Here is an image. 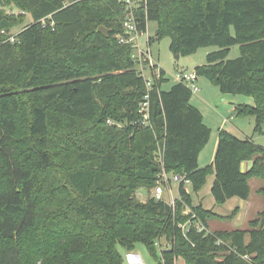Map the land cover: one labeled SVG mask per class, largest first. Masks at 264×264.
<instances>
[{
	"label": "trees",
	"instance_id": "obj_1",
	"mask_svg": "<svg viewBox=\"0 0 264 264\" xmlns=\"http://www.w3.org/2000/svg\"><path fill=\"white\" fill-rule=\"evenodd\" d=\"M0 6L11 10H0V264H127L118 246L132 251L142 244L157 259L161 241L158 264H264V208L249 229L208 231V221L225 217L193 203L209 174L216 205L247 200L249 181L264 182V147L219 130L212 163L198 166L210 130L185 85L162 90L163 70L147 93L131 46L119 43L129 37L122 3ZM26 14L30 22L6 41L1 31L9 33ZM135 18L139 33L157 25L148 46L169 37L179 57L216 47L194 72L222 95L253 98V106L236 105L234 113L262 130L264 0H146ZM234 46L240 55L229 60ZM147 94L143 126L139 107ZM243 162L251 163L245 172ZM163 173L184 177L190 191L179 182L173 206L137 199ZM257 193L264 197V186Z\"/></svg>",
	"mask_w": 264,
	"mask_h": 264
},
{
	"label": "rangeland",
	"instance_id": "obj_2",
	"mask_svg": "<svg viewBox=\"0 0 264 264\" xmlns=\"http://www.w3.org/2000/svg\"><path fill=\"white\" fill-rule=\"evenodd\" d=\"M76 0H64V4H71ZM5 12H10L11 10L2 8L0 10ZM18 13L17 10L13 11ZM30 16L28 14L24 15L22 24L11 29V33H16L20 28L30 22ZM156 23H148L147 33L150 38L155 37ZM149 39V38H148ZM171 39L169 37L162 38L160 40L152 41L150 46L147 45V36L145 34L139 37V44L143 51L147 49L150 51V56L153 63L154 74L158 73V70H163L165 72L167 82L162 86L163 91L169 90L173 85L176 84V75L180 72H192L196 67L202 66L206 63V56L216 51V47H204L199 49L195 54L190 56L177 57L173 53L170 46ZM239 48L237 46L231 47L228 55L229 60H233L239 57ZM155 63V64H154ZM145 67V66H141ZM149 65L146 66L148 68ZM157 69V70H156ZM152 70L145 69L146 76L153 77L154 74H151ZM195 86L198 88L197 92H192L190 105L196 108L202 115L203 125L210 130V138L207 143L203 146L200 151V156L198 159V164L200 166H208L214 156L215 147L214 141L217 142L219 130H225L230 132L237 138H244L245 136L252 138L254 144L264 147V127L260 132H254L255 122L252 117L240 118L236 117L234 113V108L236 105L246 104L253 106L254 100L251 97L241 96V95H222L218 88L209 82L208 79L204 77H198L195 83ZM226 121V123H225ZM108 124H111L110 122ZM60 163V162H59ZM66 162H62L65 164ZM170 176V175H169ZM211 174L206 177L204 185L201 189L193 194V200L196 203H200L205 210L212 211L213 213L222 216L225 218L222 219H212L209 222L208 229L221 230V231H231L233 229H249V222L256 220L259 216V213L264 208V197L259 195L257 191L259 190L258 186H263L264 182L254 179L253 182H250V197L248 200L249 206L240 209L237 215L229 220L226 218L227 215L234 210L235 207L241 206L242 200L238 198H233V200L226 201L223 205H216L210 192L211 187ZM260 183V184H258ZM164 190L161 195V199L167 203L173 200L177 194L178 183L176 181H169V184L164 185ZM171 195H170V189ZM188 192L190 188L188 187ZM155 196V189L147 191L142 188L139 189L136 197L140 201L144 202L148 197ZM238 202V205L237 203ZM252 206V207H251ZM248 238H246V241ZM166 243L161 241L160 249H165ZM160 249L155 247L156 258L145 248L142 244H136L134 251H126L123 247L118 246V252L124 259V261L129 264L131 259L133 264H158V259L160 257ZM131 257V258H128ZM175 264H184L181 258H178L175 261Z\"/></svg>",
	"mask_w": 264,
	"mask_h": 264
},
{
	"label": "built area",
	"instance_id": "obj_3",
	"mask_svg": "<svg viewBox=\"0 0 264 264\" xmlns=\"http://www.w3.org/2000/svg\"><path fill=\"white\" fill-rule=\"evenodd\" d=\"M119 3H122L125 6V9L127 11L126 13V17L125 20L123 22V28L124 30L129 34L128 38H124L121 37L119 39V43L123 44V45H130L132 48V59L134 61V63L136 64V69L138 74L145 80L146 82V89H147V93L149 92V90L151 89V85H152V78L151 76L149 77L146 76L145 74V69H149L152 70L151 74H154V72L157 71H153V63H152V59L150 56V51L147 49L146 51H143L141 49V46L139 44V37L143 34H145L147 36V45H148V33L146 31V33H139L137 31V22H136V18H135V11L137 8H139L141 5L146 3V0H117ZM21 14H24V12H20ZM43 23V21H42ZM148 27V25H147ZM1 34L5 36L6 41L13 43L15 41V36L16 33H6L4 31H1ZM154 62V61H153ZM155 64V63H154ZM149 65L148 68H146V66ZM141 66H145V67H141ZM157 70V69H156ZM155 77H158V73L154 74ZM197 75L194 71L192 72H180L179 74L176 75V83H181L183 85H185L190 91L192 92H197L198 88L195 86V83L197 81ZM148 94L144 97V101L140 104L139 107V113L142 117L141 119V124L143 126H147L148 124ZM169 181H176L177 183L179 182H184L185 183V190L188 191V187L190 186L189 181L185 180L184 177H180L177 175H166L165 173L161 174L158 182H157V186L155 187V196L154 198L159 200L161 199V195L163 193L164 190V185L169 184ZM170 189V187H169ZM170 191V195H171V189ZM170 205L173 206L174 204V198L173 200H171L169 202ZM184 213L186 215H188L190 212L188 209H186L184 211ZM195 216L192 215L191 218L193 219ZM191 225L190 221H188L186 224H184L183 226H180L183 230H187V228H189ZM197 228L199 231L203 230L202 227L197 225Z\"/></svg>",
	"mask_w": 264,
	"mask_h": 264
},
{
	"label": "crops",
	"instance_id": "obj_4",
	"mask_svg": "<svg viewBox=\"0 0 264 264\" xmlns=\"http://www.w3.org/2000/svg\"><path fill=\"white\" fill-rule=\"evenodd\" d=\"M17 33V32H16ZM254 120V119H253ZM225 123H226V121H225ZM230 133V132H229ZM244 138H249V137H247V136H245ZM243 137L242 138H240V139H244ZM252 139V138H251ZM216 145H217V142H216V140L214 141V147H215V150H216ZM215 154V153H214ZM199 156H200V153H199V155H198V159H199ZM214 157V156H213ZM212 161H213V159H212ZM212 161H211V163H212ZM210 163V164H211ZM209 164V165H210ZM198 166L200 167V168H204L205 166H200L199 164H198ZM250 166H251V163L250 162H243L242 164H241V170L243 171V172H245L246 170H248L249 168H250ZM211 185H212V183H213V180H214V175L213 174H211ZM252 180H254V179H251L250 181H249V184H250V182H253ZM258 180V179H257ZM261 181V180H260ZM263 182V181H262ZM258 184H260V183H258ZM264 186V185H263ZM263 186H258V188H261V187H263ZM211 188V187H210ZM250 188V187H249ZM176 197H177V194H176ZM175 197V198H176ZM249 197H250V195H249ZM174 198V199H175ZM230 200H233V198L232 199H230ZM229 200V201H230ZM248 200H249V198L247 199V200H242V202H241V206H237V207H235V208H237L238 209V211L241 209H243L244 207H246L247 208V206H249V204H248ZM193 203H194V205H197V204H199V203H196L194 200H193ZM235 203H237V205H238V202H235ZM250 207V206H249ZM252 207V206H251ZM234 208V209H235ZM238 213V212H237ZM237 215V214H236ZM235 215V216H236ZM228 216V215H227ZM234 216V217H235ZM225 217V216H224ZM232 220V219H231ZM208 227H209V223H208ZM210 229V228H209ZM208 229V231H211V230H209ZM213 231H219V230H213ZM132 251H134V250H132ZM132 251H129V252H132ZM128 258H131V257H129L128 256ZM130 261H131V263H129V264H133V261L131 260V259H129Z\"/></svg>",
	"mask_w": 264,
	"mask_h": 264
},
{
	"label": "water",
	"instance_id": "obj_5",
	"mask_svg": "<svg viewBox=\"0 0 264 264\" xmlns=\"http://www.w3.org/2000/svg\"><path fill=\"white\" fill-rule=\"evenodd\" d=\"M98 32L101 33V34H103L104 36H106V35L108 34V30L105 29V28H103V27H100V28L98 29ZM177 57L179 58L178 55H177Z\"/></svg>",
	"mask_w": 264,
	"mask_h": 264
}]
</instances>
